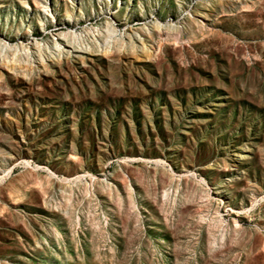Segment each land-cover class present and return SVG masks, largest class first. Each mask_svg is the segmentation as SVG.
Returning <instances> with one entry per match:
<instances>
[{"label":"rangeland","instance_id":"1","mask_svg":"<svg viewBox=\"0 0 264 264\" xmlns=\"http://www.w3.org/2000/svg\"><path fill=\"white\" fill-rule=\"evenodd\" d=\"M0 264H264V0H0Z\"/></svg>","mask_w":264,"mask_h":264}]
</instances>
